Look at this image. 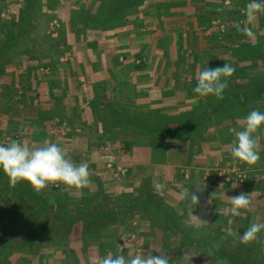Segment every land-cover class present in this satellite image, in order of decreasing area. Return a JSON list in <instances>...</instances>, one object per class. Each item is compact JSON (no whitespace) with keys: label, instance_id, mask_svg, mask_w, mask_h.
<instances>
[{"label":"crops","instance_id":"obj_1","mask_svg":"<svg viewBox=\"0 0 264 264\" xmlns=\"http://www.w3.org/2000/svg\"><path fill=\"white\" fill-rule=\"evenodd\" d=\"M46 1L61 21L59 49L51 55L44 46L38 67L23 58L0 78V106L16 111H0V144L8 131L11 142L56 143L88 165L90 183L42 195L38 207L63 224L52 228L58 237L38 231L10 255L0 244V264H99L121 252L168 255L170 264H264V230L249 244L239 240L264 223V126L257 164L231 155L232 129L250 111L264 112V82L255 81L264 75V39L262 54L252 53L262 34L253 25L254 39L237 30L246 17L227 16L237 0ZM220 60L235 68L223 99L199 96L197 74ZM106 147L127 174L107 168ZM232 169L247 179L227 180ZM221 184L227 197L249 194L250 208L232 217L226 199L208 203ZM184 189L199 196L193 214L207 225L189 220ZM0 224L7 241L13 231Z\"/></svg>","mask_w":264,"mask_h":264},{"label":"clouds","instance_id":"obj_2","mask_svg":"<svg viewBox=\"0 0 264 264\" xmlns=\"http://www.w3.org/2000/svg\"><path fill=\"white\" fill-rule=\"evenodd\" d=\"M264 12V0H251L246 5L244 15L246 19L236 24L238 31L249 39H254L255 34L248 25H254L257 14ZM235 73V68L230 64H224L215 68L205 67L196 77V86L193 91L201 97L215 96L223 99V93L228 87V79ZM264 126V112L252 110L239 122V128H233L234 142L231 155L234 159L246 163L249 166L257 164L260 160L258 152V137L255 135ZM0 169L8 176L9 184L15 187L21 181H27L35 191L40 192L49 184H64L69 188L82 189L90 183L88 165L75 164L67 157L66 152L56 143L45 141L40 146H29L27 143L12 141L5 146L0 144ZM221 184L210 195L208 203L212 200H227L230 204L232 217L241 215L242 209H249L251 200L249 194L227 197L221 191ZM154 190L163 194L164 184L154 183ZM182 201H188L186 214L189 220H196L201 225H207L208 221L193 214L194 208L199 204V196L196 192L184 189L179 193ZM232 223L231 219L228 221ZM264 230V223H252L243 234H239L242 244H249L257 239L258 234ZM231 234V233H229ZM99 264H170L168 255L136 254L126 256L122 252L113 256L111 253L99 260Z\"/></svg>","mask_w":264,"mask_h":264},{"label":"trees","instance_id":"obj_3","mask_svg":"<svg viewBox=\"0 0 264 264\" xmlns=\"http://www.w3.org/2000/svg\"><path fill=\"white\" fill-rule=\"evenodd\" d=\"M129 1V6H132L131 0ZM49 10L52 12L53 6L46 0H23V7L20 9L18 15L13 16L11 20L6 21L1 17L0 13V77L7 74V68L10 65L20 63L23 58L31 65H35L36 67L40 65L43 59L42 54L45 52L41 44H52L51 39L46 38L48 24L54 17L53 12L51 13ZM120 13L121 11L116 12L111 17L116 18ZM87 18L92 20V16H86L85 19ZM93 18H96V16ZM102 19H106V17ZM214 63L218 67L223 66L225 63L228 64V61L220 60L214 61ZM255 81L264 82V75L256 76ZM2 95L5 96L3 92ZM229 102L233 103V99L226 103L227 109L229 108ZM211 108L216 109L214 106ZM153 125L154 127H152L156 128L159 123H154ZM200 125L199 123H192L194 127ZM162 127L163 129H168V122H164ZM157 129L159 130L161 128L157 127ZM28 194H35L34 189L28 187L22 192L17 187L13 188L9 184L8 176L0 169V199L2 202H11L12 197H14L21 207H23L18 212L15 210L13 212V218L10 217L8 222L10 225L8 229H12L13 234L7 241L0 240V244L5 247L3 249L4 251L8 248L11 249L9 255L12 253H21L25 249L24 247L30 246L36 240L38 231H42V234L45 231V234L47 233L51 238H57L58 236L53 234L54 230L52 228L55 229L63 226L58 215L47 212V206L43 210L41 207H38L42 199L41 196L35 197V201L37 202L35 206L29 202ZM10 196L11 198L6 200ZM26 209L29 211L28 213ZM0 210L2 211L0 217L3 221H6L7 210H5L2 204H0ZM57 223L59 225L53 227Z\"/></svg>","mask_w":264,"mask_h":264},{"label":"rangeland","instance_id":"obj_4","mask_svg":"<svg viewBox=\"0 0 264 264\" xmlns=\"http://www.w3.org/2000/svg\"><path fill=\"white\" fill-rule=\"evenodd\" d=\"M237 2L239 3V5H237V3H235L234 5H236L238 8L236 10H232L230 7L231 5L228 6V9H227V16H229L230 19H234L237 17L238 13L239 15H244V11H245V8H246V5L248 3L251 2V0H237ZM51 5L52 2L50 3ZM0 6H2L0 9V13H1V17L4 18L6 21H9L11 20V18L14 16H17L20 9L23 7V0H0ZM238 12V13H237ZM245 16V15H244ZM59 17V16H58ZM224 20H222L223 22ZM223 29L225 28V25L222 24L221 26ZM255 31H256V28L258 29L257 31V34H262L260 37L259 36V39L257 40L258 43L260 44L259 46H257L256 49H254L252 51V53H255V54H259L261 55L262 53V48H263V39H264V12H261V13H258L257 14V20L255 22V24L253 25ZM60 31H62V25H61V21L59 18H57V15L56 17L54 16L52 18V20L49 22L48 24V29H47V36L46 38H49L51 39V42L52 44L50 45L49 47V53L51 55L54 54V51L52 50H55L56 49H59V46H57V44H53L54 43V40L58 39L59 36H60ZM256 34V32H255ZM256 38V37H255ZM256 40V39H255ZM254 40V41H255ZM42 43V42H41ZM44 48H47L49 45L45 44H41ZM264 51V49H263ZM251 61V60H250ZM252 63V62H251ZM254 65H257V63H252ZM238 65V64H237ZM12 65H10L7 69H9L10 67H12ZM244 66V65H243ZM263 69H264V65H263ZM4 77H7L6 75L3 76V77H0L1 79H3ZM0 111H3V115L7 114L9 116L11 115H15L16 114V111L13 112V114H9V111H10V108L7 107V106H0ZM3 140L1 142V144L7 146L11 143V132L8 131L5 133V135H3ZM105 151V150H104ZM114 152V150H113ZM115 154V153H114ZM117 162V161H116ZM128 171V170H127ZM127 174V173H126ZM15 187H17V189H19L20 191H24L25 189H27L28 187L33 188L31 186V184H29L27 181H21L19 182ZM13 187V188H15ZM34 189V188H33ZM62 189V183L60 184H49L45 189H43L42 191L40 192H37L34 190L35 194L31 195V194H28V199L30 200L29 202L33 205H37L36 201H35V197L37 196H42V195H45L47 196V194H49L48 192H51L53 194H56V192L60 191ZM30 193V192H29ZM11 198L10 197H7L6 200H9ZM6 200H3V201H6ZM0 204H2V206L5 208V210H7V217H6V221H3L2 218H0V222L2 221V228H5L7 227L6 229L9 228V220H10V217L13 218V212L16 210L18 212V210H20L21 208V205L19 204V202H17V199H15L14 197H12V201L11 202H2V200L0 199ZM27 213L29 212L27 209H26ZM24 211V212H26ZM2 211L0 210V213ZM10 213V215H9ZM56 225H59L58 223L55 224V226L53 227H56ZM9 231V229H8ZM261 264V263H260Z\"/></svg>","mask_w":264,"mask_h":264},{"label":"built area","instance_id":"obj_5","mask_svg":"<svg viewBox=\"0 0 264 264\" xmlns=\"http://www.w3.org/2000/svg\"><path fill=\"white\" fill-rule=\"evenodd\" d=\"M104 159H105L106 166L108 169H110V170L117 169L121 174L127 173L126 168H123L122 166L117 164L116 156H115L113 150H111L109 147L105 148ZM220 174H221V172H220ZM230 178H236L237 180L245 181L247 179V174H245L244 172H241L239 170L232 169L227 173V180H229Z\"/></svg>","mask_w":264,"mask_h":264}]
</instances>
